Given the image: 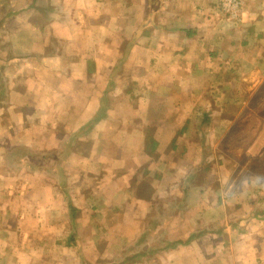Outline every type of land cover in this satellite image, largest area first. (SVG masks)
<instances>
[{"label": "crops", "instance_id": "0c3cea01", "mask_svg": "<svg viewBox=\"0 0 264 264\" xmlns=\"http://www.w3.org/2000/svg\"><path fill=\"white\" fill-rule=\"evenodd\" d=\"M221 2L0 0V167L37 182L0 264H264V177L222 146L264 0Z\"/></svg>", "mask_w": 264, "mask_h": 264}, {"label": "rangeland", "instance_id": "374dc122", "mask_svg": "<svg viewBox=\"0 0 264 264\" xmlns=\"http://www.w3.org/2000/svg\"><path fill=\"white\" fill-rule=\"evenodd\" d=\"M260 60L259 62H255L256 65L254 68H249V70H246L245 67L239 68L240 73L243 74H249L255 69L257 71L254 72V76H249L250 78H255L253 82L248 81L250 83H245V88L240 87L242 97L238 100L239 113L236 120L233 121V128L224 134L225 138L222 146L229 156L239 161L240 165L249 164L248 173L253 168L255 174L264 177V63L262 61L263 59ZM15 174L18 173L8 166L0 167V207L13 205V202L17 198L19 203L25 200L21 196L10 200L4 196L6 195L4 192L10 193L17 192V190L21 191L24 188L30 189V186L33 188L37 187L36 181L30 183L29 181L22 180L18 176L14 178ZM7 202L8 204H6ZM24 215L26 213H11L7 210L5 213L0 212V236L8 233V230L5 229L8 226L11 227L14 223L17 226L18 221L20 223L25 221V225H28L27 230L30 231L31 229V233H35L37 229H33L32 225H30L31 216L28 214L27 217H24ZM10 216L12 221L10 220ZM6 220L7 223H5ZM13 229V234L10 239L12 241V249L14 247L16 248L17 244H20L19 240L24 237L21 229L15 226ZM2 239L1 241L6 242L5 238Z\"/></svg>", "mask_w": 264, "mask_h": 264}, {"label": "built area", "instance_id": "2783aa9c", "mask_svg": "<svg viewBox=\"0 0 264 264\" xmlns=\"http://www.w3.org/2000/svg\"><path fill=\"white\" fill-rule=\"evenodd\" d=\"M246 0H222L221 8L229 20L238 22L241 18L242 7Z\"/></svg>", "mask_w": 264, "mask_h": 264}]
</instances>
